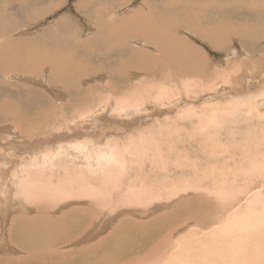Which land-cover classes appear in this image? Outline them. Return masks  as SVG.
<instances>
[{
  "label": "bare ground",
  "instance_id": "1",
  "mask_svg": "<svg viewBox=\"0 0 264 264\" xmlns=\"http://www.w3.org/2000/svg\"><path fill=\"white\" fill-rule=\"evenodd\" d=\"M22 1L31 0H19ZM63 1L65 0H59L60 3ZM93 1H98V4L93 6L91 4ZM115 1H118L116 5ZM130 1L134 0H108V2L83 0L82 5L86 7V13L89 15L95 13L98 20L97 23L88 22L94 32L83 33L74 25L63 38L57 36L55 39L54 31L48 35L47 41L64 42L65 47L74 51L79 50L76 47L88 51L96 50L94 46L102 32L115 29L118 32L121 27L131 28L129 24L119 27L120 24L99 19L105 18L103 9H114V7L128 9L132 4ZM42 2L39 1L40 4ZM139 2L137 8L134 10L132 8L131 12L125 11L124 16L134 19L133 25L136 28H133L136 31H139L137 28L154 31L147 40L144 39L145 41L138 45L154 44L144 47L146 49L159 45L164 48L162 50L160 47L166 59L162 60L167 62L163 66L170 69L164 70L168 76L169 72L172 74L174 71L181 75L196 73L206 66V59L200 57V54L194 50L197 46L183 41L185 40L182 36L183 31L202 41H207L209 38L206 36L203 39L196 32L203 33L207 30L210 33L220 32L221 35L224 33V36L225 34L228 36L227 44L221 45L231 48L226 60L229 66L228 76L227 79L223 78V81L229 80L230 84L223 90V94L231 92L232 100L224 103L219 101L217 97L220 92L216 87L220 86L214 85L216 87L211 86L210 89L214 90L212 97H215L217 102H213L215 104L212 106L202 110H196L192 108L193 106L180 109H176L179 105L174 107L178 116L184 119H197L196 125L192 127L194 129L191 128L192 133L188 132V134L191 137L201 136L205 140H213L210 147L211 152L216 155L217 163L213 167H205L211 168L207 170L210 173H203L200 177L196 174L201 172L194 173L196 179L193 180L194 182L185 180L186 185L179 179L172 183L177 176L168 173L166 175L172 178L169 183L156 182L155 177L148 180L151 173L143 174V166L147 165L144 164L145 159H149L152 165L157 163L163 169H166L172 159V163L182 162V156L178 159L171 156L170 160V156L166 154L167 150H164L165 144L161 146V141L158 139L162 129L169 130L170 133L171 127L161 128L159 134L154 130L149 133L140 130L138 134H130L126 140L112 142L89 138L81 140L85 134L81 138L79 135L76 136L79 128L75 133L76 128L72 124L57 126L56 113L61 112V109H57L58 104L54 102L46 105L44 99H37L41 93L35 91L36 87L23 83L26 82L25 76H30L31 71L16 70L11 67L17 66L15 63L9 66V63L2 64L0 59V76L20 79L23 83H18V87H11L13 90H20L17 96L7 94L5 98H2L3 95L0 97V264H112L114 262L116 264H264V0H142ZM60 3L43 12L52 14L61 6ZM5 6L6 4L2 7ZM225 10H227L226 16H233L235 20L226 19L220 13ZM113 15L118 18L116 12H113ZM215 17L217 20H214ZM243 19L245 20L242 21ZM0 22V37H3L1 40L6 41L0 44L2 58L5 57L7 49L19 45L27 50L38 43L30 40L22 43L17 38H13L15 32H21L22 28H25L20 21L7 22L0 17ZM66 22L63 21L58 25L62 26ZM68 26L70 27L69 24ZM9 29L12 30L11 35L7 32ZM49 32H51L50 28ZM209 41L216 42L213 38ZM222 42L225 41L220 40V43ZM135 43L137 44L136 41ZM24 52L28 55L26 51ZM143 52V59H146L148 52ZM57 54L58 52L47 56L39 55L43 62L33 68L39 71L49 66L45 75L62 76L66 81L70 76L79 73V69H73V65L69 66L68 61L74 59L72 57L59 55L55 63ZM176 56L184 57L186 60L191 59L186 62L189 67L180 69L182 62L175 63ZM26 63L27 67H31L34 62L26 61ZM7 65L8 68L4 67ZM216 73L209 70L208 74L210 76L214 74L218 78L223 77ZM34 74L36 78L43 79L44 75L41 71ZM172 77L176 82L177 78ZM36 78L30 79L36 81ZM123 78L125 80L126 77ZM181 83L188 92L196 89L195 86L198 87L196 82ZM6 84L5 81L0 83V90ZM49 89L51 91H47L53 94L55 89L53 91L52 87ZM35 92L38 96L34 95ZM243 92L247 95L245 96ZM160 96L165 97L164 93ZM196 97L204 98L199 93ZM210 99L205 100L204 104ZM9 103L13 105L11 108L7 107ZM22 103L33 105L34 109L14 107L15 104ZM36 109H43L42 113L37 114ZM121 110L126 112V109ZM129 110L126 112L129 116L139 111L134 108ZM29 114L32 115L28 116ZM85 118H78L76 123L79 124L80 120ZM33 128L36 129V133L32 135ZM180 129L177 128V131ZM224 130H226L225 134ZM26 133L31 134L32 137L26 138ZM5 134L11 138L4 137ZM76 137L80 140H76ZM171 151H175L173 156H176V150ZM220 154L227 156L223 158ZM198 185H207L206 191L201 192V196L207 198L204 201L206 205L219 208L220 213L218 209L210 212V209L197 199L195 201L200 206L189 208L194 211H188L191 213L184 219H181V216L176 218L178 222L173 228L171 224L174 216L164 214L156 215L155 218H146L154 215L161 206L166 207L164 200L174 199L178 194L185 193L189 189V193L197 194L200 190ZM203 207L209 212L202 213ZM121 214L125 217L120 218ZM168 219L171 222L170 227L166 223L163 225L168 228L165 233L157 237L151 249L138 257L133 256L127 261H122L125 257L124 247L131 256L136 253L135 247L142 244L131 234L137 229L134 228L135 224H140L137 225L139 235H143L148 229H153ZM123 221L126 225L122 224ZM125 241H129L131 246L125 244ZM111 247L113 251L108 249Z\"/></svg>",
  "mask_w": 264,
  "mask_h": 264
},
{
  "label": "rangeland",
  "instance_id": "2",
  "mask_svg": "<svg viewBox=\"0 0 264 264\" xmlns=\"http://www.w3.org/2000/svg\"><path fill=\"white\" fill-rule=\"evenodd\" d=\"M39 1L40 0H31L29 2L28 1L19 2V0H3V1L0 0V17H2L4 20H7V22L15 20L17 23L20 21L23 27H25V28H22L21 32H15L14 34L16 35H14L13 38L14 39L17 38V40H20L22 43H25L24 41H29V40L32 42H38L32 45L33 48H29L27 50L22 49L21 46L19 45L16 48H10L9 50L7 49L5 57L2 58L0 56V59H1V63L3 62L2 64L9 63V66L11 63H15L17 66H11V67L15 68L16 70L17 69H21V70L27 69L29 72L31 71L30 76H25L26 78H24V80H26V82L23 81V83L32 84L34 87H36L35 91H38V93H41L39 95L40 97L37 99H40V100L44 99L43 102L46 105L53 104L54 102L59 105L57 109H61V112L57 111L56 113L57 126H61L62 124H67V123H69L70 125L72 124V126L73 127L75 126L76 128L75 133L77 132V129L79 128L78 134H76V136L79 135L81 138L82 135L85 134L86 137L83 136L81 140H85L89 138V139H94L95 141L100 140L103 142H106V140H109L111 142L116 141V140H123V139L126 140L130 134H138L139 132H141L140 130L146 133H149L151 130H154L156 134H159L161 128L169 126L172 128L171 129L172 132H170L171 134L168 132L169 130L162 129V133H160L161 136H159L158 139L161 141V146L165 144L164 150L165 149L167 150L166 154L167 156H170V160H171V156L174 159L181 158L182 156L183 157L181 158L182 162L172 163L173 161L172 159L171 162L169 161L168 165L166 166V169H163V167H160L157 163L152 165L149 159H145L144 164L147 163V165L143 166L144 167L143 174L151 173L148 180L155 177L156 182L165 184L166 182L169 183L172 180L171 176H177L175 179H173L172 183L179 179L180 182L182 183L185 182L184 185H186L187 181L185 180H188V182L190 181L194 182L193 180L196 179L194 173L201 172L199 174H196L198 177H200L203 173L204 174L210 173L207 170H211V168H205V167L207 166L213 167L215 163H217V159L215 162L216 155H214L211 152V147H210V144L213 140H210V139L205 140L201 136H195V137L189 136L188 132L192 133L191 128L196 125L197 119L196 118H191V119L185 118L184 119V117L178 116L174 107L176 105H179L178 107H176V109H180V108H186L187 106H193L192 108L196 110H202L208 106H212V104H215L217 100L215 99V97L214 98L212 97L214 95L213 94L214 90L210 89V87L211 86L216 87L217 85L220 86V87H216L217 90L220 92L218 94L217 99L219 101H222V103L229 102L232 100L233 96L231 95V92L227 94H223V90L229 87V84H230L229 80L223 81V78L227 79V76H228L227 71H229L228 70L229 66L226 63V60H227V57H229L231 53V48L230 46L226 47L227 45L226 46H221V45L225 43L227 44L228 36L225 34V36H227L225 37L224 33L221 35L220 32L210 33L207 30L203 31V33L196 32L197 35H199V37L203 39L206 36L209 39H212V38L215 39L216 42L214 43L212 41H209V39L207 41L205 40L202 41L200 39L193 38L191 34H188V32L183 31L182 36L185 37V40L183 41L186 44L187 42L188 43L190 42L197 46V48H195L194 50L195 52L200 54V57H202L203 59L204 58L206 59V66L203 68L204 70L202 69L196 73L195 72L193 73L191 72L192 74L186 73V74H189V76L186 74L185 75L176 74L178 72H175V71L174 73L172 72V74L171 72H169L171 76L170 75L168 76V73L165 72L164 70L169 71L170 69H167V67L164 68L163 65L167 62H163L162 60L164 58L163 53H162L163 52L162 50L164 48H162L159 45V46H152V48L146 49L144 47L154 45V44L138 45V43L147 40L148 36L152 35L154 31L152 32L151 30L146 29V28H137L139 31H136L133 28L135 27L133 25L134 19L131 20L130 18H126L124 16L125 11L131 12L132 8L133 10L137 8L138 5H140L139 1H142V0L130 1L132 2V4L128 9H125V8L123 9V7H114V9H103V14L105 18L100 17L99 19H101L102 21L106 19L110 20L112 21L113 24H120L119 27L128 26L129 24L131 28L129 29V28L121 27L120 30H118V32L116 31L117 29L113 31L112 30L106 31V33L102 32L100 34V39L96 40L97 43L94 46L96 50H91V51L80 49L79 47H76L75 45L74 47L78 48L79 50L74 51L73 49L67 46L65 47L64 42H62L63 43L62 44L60 43V41L56 43V40H53L51 42L47 41L48 35L53 33L54 31L55 33L53 34V36L55 37V39L57 36L58 38H63L64 36H66L65 34H67L66 32L69 30V28L73 27L74 25L78 26L79 31L83 33H86V32L93 33L94 32L93 28L89 26L90 24L88 22L97 23L98 20H96L95 13L91 15L86 13L87 12L86 7L82 5L84 4L83 0H65L61 3L59 2V0H42L43 2L41 4L39 3ZM105 1L108 2V0H105ZM59 3L61 6L57 8L56 11L53 12L52 14H49L48 12H43L49 7H53V6L56 7L55 5H59ZM117 3L118 1L117 2L115 1V5ZM4 4H6V6L2 7ZM79 4L80 6L78 7ZM91 4L95 6L98 4V1H93L91 2ZM34 7L36 9H34ZM113 12H116L118 14V18H116V16L113 15ZM226 12L227 10L221 11L220 13L223 14L226 19L235 20L233 16L227 17ZM122 16L125 18H123ZM214 20H217L216 17L214 18ZM244 20L245 19H243L242 21ZM63 21H67V22L63 23L62 26H59L62 24ZM55 23L56 25H54ZM68 24L70 25V27L68 26ZM66 26L68 27V29H66ZM49 28L51 32L48 33ZM11 31L12 30L9 29L7 32H10V35H11L12 34ZM83 33L82 35H84ZM2 38L3 37H0V44H3L4 42H6L5 40H1ZM220 40H224L225 42L220 43ZM135 41L137 42V44L135 43ZM160 47L162 50L160 49ZM0 49L2 48L0 47ZM24 51H26L28 55H25L26 53ZM143 51L148 52V54H146V59H143L144 57ZM55 52H58L57 56L54 59L55 63L57 62V57L59 55H61L62 57L63 56L72 57L74 59H71L68 61L69 66L73 65L72 66L73 69H79V73L75 76L73 75L70 76L69 79H67L66 81L62 76L45 75L44 73L48 70V67H49L47 66L39 70L44 75L43 79L40 80L36 78L35 77L36 75L34 73L39 72V71L34 69L33 67L41 65L39 63L43 62L41 58L39 57V55L47 56ZM153 54L155 55L154 57H153ZM175 59L177 60V61L175 60V63L177 62L181 64L182 62V66H180V69H185L189 67V65L186 62L190 61L191 59L186 60L184 59V57H181V56H176ZM164 60L166 59L164 58ZM26 61L34 62V63L31 67H27ZM64 61H61V62H64ZM68 62H67V66H68ZM24 66H26L27 68H25ZM74 66H78V67L74 68ZM128 66H130V68H128ZM150 66L153 69H151ZM4 67L8 68V65ZM156 67H158V69ZM209 70H212L213 72L215 71L217 72L216 74H220V76H223L221 77L222 79L216 77L214 74L210 76V74H208ZM172 76H175V78H177L176 82L174 81ZM123 77H126L125 80H123L124 79ZM153 77L154 79H152ZM30 78H36V81ZM167 78H169L170 80ZM86 80H88V82ZM4 81L7 82V84L4 86L2 90H0V95H1L0 97H2L3 95L2 98H5V95L7 94L9 96H17L20 90L16 91V90L11 89V87H16L18 83H21V80L14 79L13 77L10 78V76L1 75L0 83ZM183 81L189 84L190 83L194 84V82H196L198 85V87L195 86L197 90L193 89L191 92H188L184 88L183 83H181ZM89 82H90V85H89ZM152 82L155 85H153ZM50 87L53 88L52 91L55 89L53 91L54 92L53 94L52 92L50 93L49 91H47V90H50L49 89ZM95 91H97V93ZM38 93L35 92L34 95L38 96ZM161 93H164L165 97H161L160 96ZM198 93L202 95L204 98L201 99V97H196V94ZM246 95L247 94L245 93V96ZM171 98L173 99L170 100ZM208 98H211L210 101L204 104V101L207 100ZM86 101H89V102H86ZM164 102L165 103L168 102V103L164 104ZM12 106H13L12 103H9L7 105V107L9 108H11ZM19 106H22L23 109H34L33 105H26L23 103L20 105L15 104L14 107L17 108ZM132 108L137 109V111L138 110L139 111L141 110V111L140 112L138 111L139 113L136 112L135 114H132L130 116L127 115L126 112H129L130 111L129 109H132ZM121 109H126V112L124 113V111H122ZM42 110L43 109H36L37 114L42 113ZM159 112H163V113L166 112L167 114L164 113L165 114L164 115L163 113H159ZM111 114L112 115L116 114L117 116L119 115L118 116L119 118L116 115L112 116ZM160 114L162 116H160ZM31 115L32 114H29L28 116H31ZM82 117H86V118L84 120H80L79 124H77L76 121H78ZM100 119H101V122H99ZM73 123H76V124H73ZM101 123L103 124V128L105 130L102 128ZM129 128L131 130L128 131ZM177 128H181V129L177 131ZM193 129L194 128H192V130ZM113 130L116 132H114ZM126 130L127 132H125ZM176 131L177 133H175ZM35 133H36V129L33 128L32 135ZM163 133H166L167 135H170V136H167L166 134H163ZM225 133H226V130H224V134ZM30 135L31 134L26 133L25 137L26 138L32 137ZM164 135H166L167 137ZM8 136H9L8 134L4 135V137L6 138H8ZM76 138H77L76 140H80L79 137H76ZM199 142H202V144ZM170 150H176V156H173V154H175V151L170 152ZM149 155H151L150 152H149ZM226 156L227 154L221 155V157L223 158H226ZM167 173L171 176L166 175ZM206 187L207 185H198V188L200 190L197 192V194L189 193V190H190L189 189L185 191V193L183 192L180 193L181 195L178 194V196H176L174 199L170 198V199L164 200L163 202L166 203L165 205L166 207L163 208V206H161L159 209L160 212L157 211L155 212L154 215L150 217H146V218L147 219H150L153 217L155 218L156 215L161 216L164 214L165 216H171V217L174 216V220L172 221L173 223L171 224V227L173 228L178 222L176 218L181 216L180 218L184 219L187 215H189L191 212L194 211V210L192 211L190 210L192 209V207L198 208L200 206L195 201L197 199H199V201L201 202V204H203V206H207V208L210 209L209 210L210 212L218 209V212L220 213L219 208H216L215 206H210V205L208 206L205 204L204 201H206L207 198L201 196L202 195L201 192L206 191L207 189ZM207 208L203 207V209L205 210L201 209L202 213L205 212L204 214H206L207 212H209L208 210H206ZM181 211H185V212H181ZM188 211H191V212H188ZM175 214L177 217L175 216ZM121 215H120V218L125 217L124 215L122 216ZM156 221H157V218H156ZM165 223L167 224L168 227H170L171 222H169V219H168L165 222H163V224L160 223L157 227H154L153 229H148V230L146 229L147 231L145 230L146 232L143 235L142 234L139 235L138 226L140 224L139 223L135 224L134 228L137 227V229L135 232H132L131 234L136 236L134 238H136L138 242L141 241L142 244H140L141 246L139 245V247L137 248L135 247L136 253L131 256H129L130 254L128 255L129 251L126 250L124 247L125 257L124 259H122V261H127L129 258L133 256L138 257L142 253L146 252V250L151 249L153 242L157 241V237L160 236L162 233L166 232V229L168 227L166 228V226H163ZM122 224L126 225V222L123 221ZM161 224L163 227H161ZM137 237H140V238L138 239ZM128 242L129 241H125V244H127ZM127 245L131 246V244L129 243ZM108 249L110 251H113V247L108 248ZM115 254H117L116 251H115ZM112 264H116V263L114 262Z\"/></svg>",
  "mask_w": 264,
  "mask_h": 264
}]
</instances>
